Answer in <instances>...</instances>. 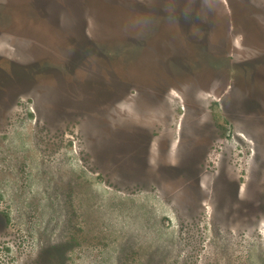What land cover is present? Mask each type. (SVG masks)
I'll list each match as a JSON object with an SVG mask.
<instances>
[{
	"label": "rangeland",
	"instance_id": "rangeland-1",
	"mask_svg": "<svg viewBox=\"0 0 264 264\" xmlns=\"http://www.w3.org/2000/svg\"><path fill=\"white\" fill-rule=\"evenodd\" d=\"M0 264H264V0H0Z\"/></svg>",
	"mask_w": 264,
	"mask_h": 264
},
{
	"label": "flooded vegetation",
	"instance_id": "flooded-vegetation-1",
	"mask_svg": "<svg viewBox=\"0 0 264 264\" xmlns=\"http://www.w3.org/2000/svg\"><path fill=\"white\" fill-rule=\"evenodd\" d=\"M246 7V6H245ZM247 8V7H246ZM242 20V19H241ZM244 20H246V19H243L242 21H244ZM250 23V22H249ZM255 23H253L252 21H251V23H250V25H254ZM257 29V28H256ZM256 29H254V31L256 30ZM253 31V32H254ZM257 31V30H256ZM259 32H260V30H259ZM262 32V31H261ZM255 33V32H254ZM256 34V33H255ZM260 35H261V33H260Z\"/></svg>",
	"mask_w": 264,
	"mask_h": 264
}]
</instances>
